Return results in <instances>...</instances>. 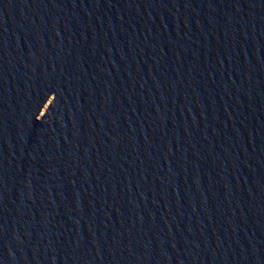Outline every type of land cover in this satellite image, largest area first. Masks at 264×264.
Returning a JSON list of instances; mask_svg holds the SVG:
<instances>
[{
    "label": "water",
    "instance_id": "1",
    "mask_svg": "<svg viewBox=\"0 0 264 264\" xmlns=\"http://www.w3.org/2000/svg\"><path fill=\"white\" fill-rule=\"evenodd\" d=\"M0 264H58L14 104L0 15Z\"/></svg>",
    "mask_w": 264,
    "mask_h": 264
}]
</instances>
